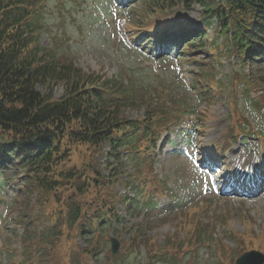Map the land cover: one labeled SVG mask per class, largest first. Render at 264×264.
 Masks as SVG:
<instances>
[{"label":"trees","instance_id":"1","mask_svg":"<svg viewBox=\"0 0 264 264\" xmlns=\"http://www.w3.org/2000/svg\"><path fill=\"white\" fill-rule=\"evenodd\" d=\"M139 1L141 7L154 10L172 9L180 1L186 6L201 5L218 26L212 39L208 27L213 22L206 18L204 27L183 31L182 38L172 39L174 34L166 31L158 37L148 32L145 43L154 48L161 42L169 54L189 42L182 46L183 51L188 46L182 61L193 65L189 88L200 101L213 104L231 89L233 123L223 139L226 146L241 132L259 135L255 128L247 127L240 93L246 95L248 86L253 89L254 79L257 98L264 102V0ZM55 2L60 11L80 5V0ZM165 3L168 6L164 7ZM46 6L45 0H0V172L8 183L15 182L14 207L25 228L23 249H12L9 257L13 264H91V259L97 264H117L106 249L101 226L126 224L120 205L127 217L134 219L136 214H148L150 209L144 207L166 194L167 182L154 172L153 148L162 133L185 125L182 112L190 111L191 103L184 95L168 93L164 85H160L162 95L154 97L131 78L117 75L103 79L80 69L74 58L60 59L41 44L43 33L50 29ZM150 20L149 15H142L138 23L145 25ZM223 57L234 69L218 78ZM254 66H259L257 77ZM240 82L244 84L240 86ZM55 83L66 85L65 94L57 100L38 90L39 84ZM141 107L144 115L129 118L128 110ZM208 123V116L200 114L193 129L204 134ZM104 145L109 147L101 151L108 174L97 161V151ZM125 152L127 161L121 157ZM146 152L152 155L144 156ZM114 184L134 194L117 193ZM37 189L43 200L23 209L25 198ZM219 220L203 217L192 238L210 241ZM134 226L132 222L124 229ZM140 229L122 241V253L141 244H146L150 254L160 249L158 242L148 243L147 234ZM78 237L86 240L87 246L80 245ZM177 245L181 246L180 241ZM101 252L103 259L98 258Z\"/></svg>","mask_w":264,"mask_h":264},{"label":"rangeland","instance_id":"2","mask_svg":"<svg viewBox=\"0 0 264 264\" xmlns=\"http://www.w3.org/2000/svg\"><path fill=\"white\" fill-rule=\"evenodd\" d=\"M46 2L45 19L50 29L44 33L42 38L45 46L53 45L56 41L59 51L73 57L76 66L85 72H94L103 79L120 75L123 78L129 77L146 85V87L150 85L152 88L163 83L168 89L192 98L193 109L198 112H206L210 116L208 131L205 134H200L197 138L198 151L205 148V144H214L213 139L227 128L230 118L228 116L229 105L225 98L218 101L216 105L209 107L198 102L195 96L191 97L193 92L187 88L190 82L189 70L191 67L180 65L178 59H175L174 55L178 54L179 50L169 59L160 60L156 52H152L146 47L147 45H143L144 32L150 28V25L137 24L138 16L135 10L141 7L140 2H136V0L130 2L128 0H80V6L73 10L72 14L65 10L60 11L54 0H46ZM178 4L180 5L167 10H154L149 6L146 9L147 13L141 10L139 18L147 14L151 17V28L154 35L162 29L171 27L205 24L208 15L199 3L186 6L183 1H180ZM218 4L217 2L215 6ZM166 6H168L167 3L164 7ZM221 6L222 4H220ZM208 32L212 38V34L215 33L214 28ZM198 55L204 57L202 53ZM223 63L228 69V59H224ZM258 70L255 68L254 77H257ZM251 83L253 84L252 90H255L254 79L251 80ZM38 90L46 97L52 95V100H57L65 94L66 85L63 83L39 84ZM126 113L130 117H137L144 113V108L128 110ZM251 118L264 128V119L259 118L258 114L253 113ZM244 139L241 140L240 144L230 149L228 164L234 163L235 167L242 170V166L251 164L252 161H254L253 165H257L260 160L264 163V151L259 140L253 137ZM188 142L189 140L185 139L183 134L173 133L172 142L166 145L156 164L158 172L169 176V183L177 193L176 200H171L170 196L164 197L159 201V206L154 209L151 208L147 215L139 213L140 215H136L135 220L126 219L124 225L116 223L114 226L107 227L103 235L106 236L110 233L116 237L120 235L122 239L131 238L132 233L140 227V231L147 234L148 243L187 241L195 235V226L199 225L203 217L219 218L221 223L215 229L214 238L224 239V242L233 248L234 253H237L239 247L233 238L234 236L229 235L230 228H233L234 231H245L246 222L243 220V216L255 218L254 227L256 230H259V224L260 228H264L263 193L245 197L230 196L232 197L231 201H223L225 205L213 204L215 207L210 210L209 214L207 212L201 213L199 209H188L192 204H199L201 200L224 193L221 187L217 185L209 168L203 165L205 160L202 154L200 153L198 157H195L196 154L188 147ZM82 148H78L75 154L79 153ZM102 150H108V146L104 145L102 149L97 151L99 155L97 161L103 172L108 174L105 170L106 156L101 154ZM221 173L223 174L224 170ZM3 178L0 174V264H5L6 257L5 255L1 256L5 239L10 237L13 240L15 232L21 233L23 229L17 227L13 221L16 210L11 211L9 206L14 197V190L3 183ZM113 190L120 193L124 192L123 187H119L117 184L113 185ZM42 196L38 189L33 191L25 198L23 209L25 205L40 203L43 200ZM183 209H185L184 213L177 215ZM195 212L197 215L194 214ZM223 212L226 214L217 215V213ZM200 214L204 216H200ZM176 215L178 219L175 218ZM132 222L135 224L134 227H130L129 230L124 229L127 224L130 225ZM252 240L247 239L245 241L246 247L251 246L245 247L246 249L259 245L260 242L254 244ZM109 244L110 242L108 246ZM216 246L217 242L214 239L205 246L206 249L202 248L198 264H226L217 254L213 253ZM218 252L216 249V253ZM188 255H191L189 262L193 252L184 253L181 257L184 258ZM124 258L133 264H145L146 250L142 247L140 253L138 251L130 252Z\"/></svg>","mask_w":264,"mask_h":264},{"label":"water","instance_id":"3","mask_svg":"<svg viewBox=\"0 0 264 264\" xmlns=\"http://www.w3.org/2000/svg\"><path fill=\"white\" fill-rule=\"evenodd\" d=\"M112 250L113 252H117L120 247V242L112 237ZM264 262V256L259 253V252H249L246 253L243 257H241L238 261L237 264H262Z\"/></svg>","mask_w":264,"mask_h":264}]
</instances>
